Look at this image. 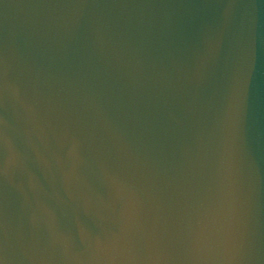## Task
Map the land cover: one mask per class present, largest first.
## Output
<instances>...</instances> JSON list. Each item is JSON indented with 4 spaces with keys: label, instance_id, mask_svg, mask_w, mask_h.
<instances>
[{
    "label": "water",
    "instance_id": "water-1",
    "mask_svg": "<svg viewBox=\"0 0 264 264\" xmlns=\"http://www.w3.org/2000/svg\"><path fill=\"white\" fill-rule=\"evenodd\" d=\"M0 264H264V0H0Z\"/></svg>",
    "mask_w": 264,
    "mask_h": 264
}]
</instances>
